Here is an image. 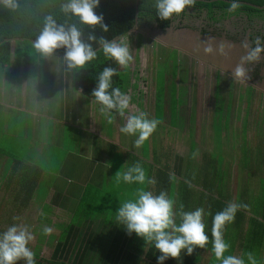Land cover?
<instances>
[{
	"label": "crops",
	"instance_id": "crops-1",
	"mask_svg": "<svg viewBox=\"0 0 264 264\" xmlns=\"http://www.w3.org/2000/svg\"><path fill=\"white\" fill-rule=\"evenodd\" d=\"M48 60L43 63L39 60L37 71L27 78L23 75L14 76L12 71L15 61L9 67L11 71H8L9 68L3 70L0 65V233L14 223L28 225L34 236L28 247L39 261H54L51 256L57 254L58 246L75 238L80 241L88 233L93 234L91 241H98L97 234L107 232L110 238L106 245L108 254L115 255V250H120L122 245L117 246L113 241L120 239L123 234L127 245L124 247L123 244V253L120 254L124 257L136 234L128 235L123 225L116 224L114 208L121 206L122 201L113 198V193L117 187H124L122 179L120 182L113 181L116 172L123 173L136 162L146 167V177L149 167H153L155 173L163 169L174 178L177 175L180 183L193 185L190 187L193 205L200 202L201 198L206 199L205 189L209 188L196 185V181L191 180L200 167L194 168V172L197 171L194 176L186 175L184 179L181 175L185 174L170 170L169 164L162 162L168 160L170 154H161L157 150V157L153 156L144 162L142 151L127 152L115 143L116 134L122 136L120 128L126 123L129 113L138 111L135 103L141 93L136 96L134 92L141 89L134 88L135 78L132 79V88H128L126 93L131 97L129 108L123 117L118 115L117 119V116L112 115L113 122L109 124L107 117L99 111L100 105L74 89L73 70L62 66L59 70L50 71ZM149 95L150 109L157 112L154 95ZM170 116L180 123L178 115L170 113ZM169 126V122L165 121L163 127ZM123 136L125 142L126 136ZM152 138L148 146L150 150H154L155 141ZM113 146L117 147V151ZM52 151L61 154L56 157ZM224 159L223 168L231 167L225 154ZM51 162H54L53 170L48 168ZM146 184L132 183L128 186L137 191L146 187ZM106 187L112 195H101ZM96 200L104 203L97 212H93ZM87 204L93 216L85 214L84 207ZM196 208L195 205L189 211ZM13 217L20 219L14 220ZM45 226L53 229L51 235L43 234ZM240 239L235 242L234 254L238 257L245 249L248 251ZM77 247L72 246L73 254ZM92 247L98 256V244ZM151 247L143 250V257ZM204 250L208 255L200 258V264H220L211 253L210 245Z\"/></svg>",
	"mask_w": 264,
	"mask_h": 264
},
{
	"label": "rangeland",
	"instance_id": "rangeland-1",
	"mask_svg": "<svg viewBox=\"0 0 264 264\" xmlns=\"http://www.w3.org/2000/svg\"><path fill=\"white\" fill-rule=\"evenodd\" d=\"M222 23L219 27H215L209 21H203L202 17L192 9H188V16L182 19L175 18L169 28L160 29L153 21L144 22L141 25L137 24L126 36L120 37L129 42L133 56V61L128 66L131 74L127 79V89L132 88L134 78L133 82L136 84L134 88L141 89L134 92L136 96L141 93L135 103L138 111L129 115L146 111L149 118L152 116L160 123L139 148L134 143L136 136L125 134L124 142V133L121 137L116 134L114 141L127 152L142 151L144 162L153 156L157 157L155 155L157 150L161 154H170L168 160L162 162L169 164L170 170L185 174V176L181 175L184 179L186 175L191 177L197 173L198 170L194 172V168L203 165L205 153L218 152L213 155L215 158L225 153L227 163L232 165L229 187H233L234 191L237 188L248 190L251 197L258 198L261 195V180H264V53H261L258 62L244 63L247 78L243 81L233 78L231 73L232 69L241 62V57L246 54L247 50L242 45L248 43L251 46L249 34L251 30L255 29L264 34V21H249L246 16H239L231 17ZM192 44L199 45L197 50L195 49L197 53L184 48V45L192 46ZM221 44L224 45V55L218 51ZM209 46L212 47L213 52L206 53L205 49ZM33 49L30 50L32 54L35 53ZM37 57L38 59L42 57L45 61L49 58L47 63L49 62L50 71L66 66L64 56L58 54L53 53L49 57H43L38 53ZM8 71L11 69L9 68ZM124 75L127 78V73ZM149 94L154 95V103L158 106L157 112L150 109ZM170 113L178 115L181 119L180 123L172 120ZM118 115L113 116H117L118 119ZM165 121L169 122V127H163ZM153 135L155 136L152 138ZM151 138L155 141L154 150L148 147ZM246 143L249 151L252 152L247 158L240 152L241 148L245 152ZM236 153H239L238 161L235 159H238ZM52 154L58 157L61 153L52 151ZM53 164L54 162H51L48 168L53 170ZM247 164L248 166L251 164L252 169L258 172L254 175V171L249 173L244 170L241 180L238 178V170H243L244 165ZM235 165L239 166L238 170L234 168ZM155 175L153 171L154 179ZM177 178L176 175L174 182L180 184ZM113 181H116V177ZM123 186L116 188L113 198L121 200L122 204L129 200L134 201L137 198V191L129 187L128 183L124 182ZM144 189L156 195L160 192L159 187H144ZM166 191L170 198L175 200L177 210L182 196L187 191L183 187H172V192L168 187ZM102 192L101 195L109 193L107 187ZM103 203L101 200H96L93 212H97L98 207ZM86 214L93 216L91 210ZM92 235L88 233V236L80 241L75 238L58 246L57 254L52 255L51 260L69 264H120L123 257L120 252L123 253V244L124 247L127 245V241L122 238L123 234L120 235V239L113 241L117 246L122 245L120 250H115V255L108 254L106 245L110 238L107 237V232L97 234L98 241H91ZM97 244L98 256L94 254L96 249L92 247ZM71 245H78L74 254ZM132 245L140 246L141 250L154 247L145 244L137 235ZM154 253L155 257L160 254L156 249ZM170 259L164 261V264H168ZM260 262H262L261 257L256 264Z\"/></svg>",
	"mask_w": 264,
	"mask_h": 264
},
{
	"label": "clouds",
	"instance_id": "clouds-1",
	"mask_svg": "<svg viewBox=\"0 0 264 264\" xmlns=\"http://www.w3.org/2000/svg\"><path fill=\"white\" fill-rule=\"evenodd\" d=\"M100 0H67L61 5V11L79 17L83 24L92 28L88 36L89 41L98 43L105 58L114 60L120 67L128 68L133 61L129 42L123 38L108 40L104 36L97 38L94 35L95 26L99 25L103 32H108V26L103 22V15L97 14L94 9L98 7ZM3 8L14 11L18 7L17 0H0ZM195 5V0H156V15L161 20H168L173 15L179 16L186 8ZM241 7L238 0H231L228 8L233 12ZM82 33L76 25L67 28L57 24L52 16H46L44 26L36 37L32 47L43 57L53 55L54 50L64 48V60L68 70L83 69L84 66L97 57V49L91 43H85L81 39ZM247 51L241 57V62L232 69V77L243 81L247 78L244 63L258 62L261 53H264V38L256 37L255 46L248 43L242 45ZM219 53L224 55V45L221 44ZM206 53L213 52L211 46L205 49ZM117 74V69L104 67L97 75V84L91 92L96 103L100 105V113L107 117L109 124L113 122L112 112L120 116L125 115V110L130 106L131 97L121 92L118 87H113L112 77ZM157 119H149L146 112L129 115L126 123L120 128V132L129 136H136L135 146L141 147L154 133L158 124ZM116 180L122 179L125 183L139 185H155L154 178L146 177V172L139 162L134 163L123 173L116 172ZM176 202L170 198L166 191H160L158 195L144 188L137 189V198L124 202L116 210V224L123 225L128 235L135 233L142 238L145 244L154 245L160 253L156 257L157 264H164L169 258L177 260L181 252L191 256L197 248L203 249L209 243V236L205 232V210L196 208L194 211H184L181 204L176 210ZM247 205L229 202L227 206L217 212L212 218V252L220 264H245L242 257L225 255L230 245L224 239V230L235 219V214L240 209H246ZM19 220V217H13ZM179 219V223H177ZM53 229L45 226L44 235H51ZM34 239L29 226L23 223L13 224L6 231L0 233V264H36L35 253L28 247ZM250 264H256L253 254L246 253Z\"/></svg>",
	"mask_w": 264,
	"mask_h": 264
},
{
	"label": "trees",
	"instance_id": "trees-1",
	"mask_svg": "<svg viewBox=\"0 0 264 264\" xmlns=\"http://www.w3.org/2000/svg\"><path fill=\"white\" fill-rule=\"evenodd\" d=\"M66 2L67 0H17L18 7L14 11L5 9L0 5V65L2 69L5 70L12 66L13 59H15V66L12 71L15 77L23 75L24 78H27L29 74L37 71L38 61L40 60L43 63L44 59L42 57L38 59V53L35 49H33L34 54L30 50L33 48L32 44L36 37L43 29L45 17L52 16L57 24H62L66 28L69 25H76L82 33L81 39L85 43H91L93 48L98 50L95 60L86 64L83 69L73 70L74 89L79 91L83 96L95 100L91 96V92L97 84L98 73L104 67H113L117 69V74L112 77L113 87H118L121 92L127 93V79L131 74L129 67L126 69L121 68L114 60L105 58L102 50H99L98 43L88 40L92 28L87 24L81 23L79 17L65 14L61 11V5ZM238 2L241 7L233 12H229L228 8L231 0H195V5L186 8L179 16L173 15L171 19L161 20L156 15V0H100L99 6L94 11L98 15H103V22L108 26L109 31L103 32L100 26L97 25L95 26L94 35L97 38L104 36L108 40H112L117 37L126 36L137 24L141 25L144 22L152 23V21L159 28L166 29L171 26L175 18L182 19L187 17L188 9H193L197 15H200L201 12H206L207 19L212 25L222 23L231 17L239 16H246L249 21H264V0H238ZM258 36L264 38V34L260 31H254L250 35L251 47L255 46V39ZM64 53V48L54 50V54L64 56ZM126 73L127 78L124 75ZM116 114L118 113L112 112V115ZM247 144L245 152L242 151V148L240 151L241 155H244L245 158L252 154ZM113 148L117 151L116 146H113ZM215 154H218V152L204 154L203 165L199 168L196 176L191 179L192 182L196 181V185L199 184L201 187L209 188L208 190L205 189L206 199L201 198L200 202L195 203L197 208L205 209V232L209 236V243L207 245L212 247L211 228L213 216L217 212L222 211L229 202L245 204L247 208L238 210L234 221L225 227L224 239L230 245L225 255L233 254L235 256V242L238 238H241L240 240L244 241L248 251L245 249L239 257L245 260V264H250L246 253L251 252L255 262H259V258H262V262H260L262 264L264 263V180H261V195L258 198L251 197L248 190H238L237 188L234 191L232 187H229L230 176H232L231 167L227 166L223 168L226 161L223 156L225 153L219 156V158L213 157ZM237 155L239 159V153H236V157ZM238 169L239 166L237 167ZM244 170L249 173L254 171V175L258 172V170L256 172V170L252 169L251 164L249 166L248 164L244 165L243 170H238V178H241V180ZM153 171V167L148 168V178H153ZM156 175L155 185L146 184V187H159L160 191H166L168 187H183L188 194L186 193L182 196L177 206V211L181 204L184 206V211H189L191 207L195 206L190 200L192 197L190 187H193V185L186 182L180 184L177 181L174 182L175 178L163 169H159ZM119 207L114 208L115 214ZM88 208L87 204L84 210L88 212ZM177 223H179V219H177ZM205 248H197L191 256L185 255L182 251L177 260L173 259L168 264H200L202 254L208 255V253H205ZM141 249L140 246L131 245L129 252L122 257L121 264H157L156 257L154 256L155 248L153 246L147 251L145 257H143L144 252ZM34 258L36 264H69L62 261H39L36 257Z\"/></svg>",
	"mask_w": 264,
	"mask_h": 264
},
{
	"label": "flooded vegetation",
	"instance_id": "flooded-vegetation-1",
	"mask_svg": "<svg viewBox=\"0 0 264 264\" xmlns=\"http://www.w3.org/2000/svg\"><path fill=\"white\" fill-rule=\"evenodd\" d=\"M193 10V9H192ZM194 11V10H193ZM194 13H196V11H194ZM197 14V13H196ZM200 16L202 17V19H203V21H205V22H208L209 20L207 19V13L206 12H201V14H200ZM197 17V16H196ZM210 22V21H209ZM223 23H217V24H215L214 26L215 27H219L220 25H222ZM255 31V29H253V30H251V32L249 33L250 35L253 33ZM197 46H199L198 44L197 45H194V44H192V46L191 45H184V48H186V49H190V50H192V51H195L196 52V50H197ZM196 49V50H195ZM197 53V52H196Z\"/></svg>",
	"mask_w": 264,
	"mask_h": 264
},
{
	"label": "water",
	"instance_id": "water-1",
	"mask_svg": "<svg viewBox=\"0 0 264 264\" xmlns=\"http://www.w3.org/2000/svg\"><path fill=\"white\" fill-rule=\"evenodd\" d=\"M169 28V27H168ZM161 29V28H160ZM203 58H205V56L201 55Z\"/></svg>",
	"mask_w": 264,
	"mask_h": 264
}]
</instances>
